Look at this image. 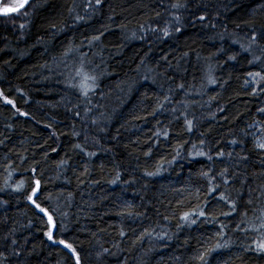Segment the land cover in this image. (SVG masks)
Returning <instances> with one entry per match:
<instances>
[{"label":"trees","instance_id":"16d2710c","mask_svg":"<svg viewBox=\"0 0 264 264\" xmlns=\"http://www.w3.org/2000/svg\"><path fill=\"white\" fill-rule=\"evenodd\" d=\"M176 2L0 16V264H264V0Z\"/></svg>","mask_w":264,"mask_h":264},{"label":"snow or ice","instance_id":"6c2138e0","mask_svg":"<svg viewBox=\"0 0 264 264\" xmlns=\"http://www.w3.org/2000/svg\"><path fill=\"white\" fill-rule=\"evenodd\" d=\"M24 2H26V0H24ZM101 3V0H96V4L99 5ZM24 7V3H21L19 5V8H23ZM186 7V4L184 3H180L179 0H177L176 3H173L172 4V8H175V9H180V8H184ZM19 8H4L3 9V14L7 15L11 12H16L19 10ZM79 19V17H78ZM205 19L204 16H200L199 17V20L203 21ZM174 20L176 23H179L180 20H181V17L180 16H175L174 17ZM23 27V25L21 26ZM177 31H179L180 29L177 28L176 29ZM168 31L167 29L164 30V35H168ZM260 36L261 37H264V29L261 30L260 32ZM96 39H98V37H96ZM257 40V33L255 31V29H253V35L251 37V41L252 43H255ZM230 59H234V57H230ZM256 60L259 59V57H256L255 58ZM251 63V61H250ZM76 76H79L81 77V87L84 89V92L83 94L86 96L87 95V90L88 89H91V88H94L95 87V81H96V77L95 76H90L88 75L84 69H83V65L81 66L80 69H78L76 71ZM249 76H252V77H260L261 79H264V76H261V74L259 72L257 73H249ZM181 87H183L181 85ZM0 95H2V93H0ZM5 100H7V98L5 97ZM8 103H12V101L10 100H7ZM261 111H264V109H262ZM187 124H188V129L191 130V126H192V122L191 121H187ZM164 135H167V133H164ZM76 147H80V145H76ZM258 147L261 148V149H264V142H260L258 143ZM89 155H94V153H89ZM197 155H204L203 152H198ZM220 155H223V153H221ZM209 159H211V157H209ZM226 171V170H225ZM157 173L155 172H147L146 175L148 176H152V175H156ZM205 175H207V173H205ZM221 175L223 176V173H221ZM118 178V177H117ZM116 181H113V183H115ZM225 183H227V181H225ZM218 186L216 187H213V188H210L209 189V192L212 193V192H215L216 189H217ZM23 188V182H21L20 184L17 185L16 189L17 191L21 190ZM39 189H40V181L39 180H36L35 181V186L32 188V192L31 194L27 197V199L32 203V205H34L35 209L38 210L39 213L43 214L44 217H46V223L48 225H50V229L48 232H46V236L49 240H53V230L55 228V222H54V218H53V215L49 212V210L47 208H44L41 206L40 203H37V200L39 199ZM220 199L221 200H226L227 197L221 193L220 195ZM249 203H251V201H249ZM232 207H233V211L235 210V204L233 203L232 204ZM198 215V216H205V212L203 210H200L198 213H191V212H185L183 214V216L181 217L182 220L184 221H190V223H196V220L194 219H191V217L193 215ZM231 213H224V215H230ZM253 230L255 231H261V230H264V212H262L261 214V217H260V224L258 227H256L255 225H253ZM55 243H59V244H63L66 248L70 249L72 254L76 256V264H80L79 262V256L78 254H76V250L75 248H73V246L71 244H67L64 240H59V241H54ZM13 243H15V241H13ZM254 243H256L257 245V250H260V251H264V231H261V238L259 241H254ZM216 248H219L221 247L220 244H217L215 246ZM214 249H208V252L210 253L211 251H213ZM107 251V250H105ZM207 253H202L200 254L197 259H199L201 262H203V264H206V260H205V257H206Z\"/></svg>","mask_w":264,"mask_h":264},{"label":"water","instance_id":"95a60500","mask_svg":"<svg viewBox=\"0 0 264 264\" xmlns=\"http://www.w3.org/2000/svg\"><path fill=\"white\" fill-rule=\"evenodd\" d=\"M2 1L3 0H0V16H9V15L15 14V13L23 10L31 2V0H26V2H24V0H16L13 5H6V6H2L1 7ZM21 3H24V7L23 8H19V5ZM4 8H19V10L16 11V12H11V13L5 15V14H3V9Z\"/></svg>","mask_w":264,"mask_h":264},{"label":"rangeland","instance_id":"374dc122","mask_svg":"<svg viewBox=\"0 0 264 264\" xmlns=\"http://www.w3.org/2000/svg\"><path fill=\"white\" fill-rule=\"evenodd\" d=\"M10 3L8 2V5H9ZM13 5V4H12ZM258 143H260V142H264V140L262 139V138H258V141H257Z\"/></svg>","mask_w":264,"mask_h":264}]
</instances>
